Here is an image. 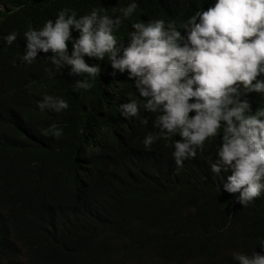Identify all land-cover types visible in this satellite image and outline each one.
<instances>
[{"label":"clouds","instance_id":"obj_1","mask_svg":"<svg viewBox=\"0 0 264 264\" xmlns=\"http://www.w3.org/2000/svg\"><path fill=\"white\" fill-rule=\"evenodd\" d=\"M69 2L0 0V184H17L34 208L26 246L10 237L14 262L40 264L31 261L36 247L82 246L80 226L93 206H112L104 197L133 155L156 178L153 192L192 217L203 240L226 206L222 239L234 248L213 263L264 264V0H211L167 24L135 12L136 0ZM60 78L75 81L71 99ZM217 136L200 164L198 151ZM46 143L52 154L40 150ZM163 146L172 165L156 160ZM236 205L259 226L247 232L261 236L257 250L245 248L249 217L234 216ZM110 238V264L154 258L139 263L126 239Z\"/></svg>","mask_w":264,"mask_h":264},{"label":"trees","instance_id":"obj_2","mask_svg":"<svg viewBox=\"0 0 264 264\" xmlns=\"http://www.w3.org/2000/svg\"><path fill=\"white\" fill-rule=\"evenodd\" d=\"M53 1L58 8L68 9L70 7L69 0ZM209 1L211 0H136L135 12L151 11L155 17L164 20L167 24L169 21L181 19L198 4ZM104 62L110 69L109 72H112L109 61L104 59ZM99 76L104 77V73L101 71ZM88 77L85 80H88ZM99 82L102 84L101 81ZM91 89H81V94ZM217 143L218 136L215 139L206 140L203 151H198L199 154L194 159H199L197 161L201 164L203 158H209L210 150ZM156 149L159 150L156 151L158 163L161 166L172 165L171 154L168 155L172 152V148L167 149L163 146L162 149ZM1 150L0 141V152ZM137 163L133 155H127L123 158L120 168H116L118 178L115 179L110 189L111 192L104 197L112 202V206L103 209L100 206L92 207V214L88 218V224L92 226L88 228V224L81 225L80 228H87L86 231L83 236L74 237L81 241L82 246L64 252H60L56 247H36L31 250V261L40 264H110L117 252L110 238L112 235L127 240L131 248L129 254H133L131 258L137 262L140 263L143 259L154 256L153 260L143 261L142 264H184L188 259H190V264H216L213 261L221 252L234 248L222 239L223 230L228 223L225 218L226 210L222 209L226 206L221 205L222 207L216 208L215 230L212 229L209 238L206 237L203 240L202 234L193 228L192 217L181 216L179 208H176L170 196L160 197L153 192L156 178L146 173L148 167L140 170ZM2 169L0 160V178ZM16 171L27 173L24 167L22 170L17 168ZM36 171L39 172L38 168ZM236 206L234 216L249 217V224L246 226L244 235L245 248L252 247L257 250L261 236L247 232L259 230V226L252 218L250 210L247 213L246 207ZM33 210L29 200L20 195V188L17 184L12 183L8 186L0 184V264H17L13 260L17 254V247L10 237L15 236L22 243V248L26 246L24 233ZM75 220L80 221L79 215ZM205 233L209 232L204 230ZM48 241H53V238L48 237ZM121 261L127 264L126 258Z\"/></svg>","mask_w":264,"mask_h":264},{"label":"bare ground","instance_id":"obj_3","mask_svg":"<svg viewBox=\"0 0 264 264\" xmlns=\"http://www.w3.org/2000/svg\"><path fill=\"white\" fill-rule=\"evenodd\" d=\"M36 22H37V20H36ZM34 26H36V25H34ZM88 59V58H87ZM38 69L40 70V71H43V68H40V67H38ZM39 71V72H40ZM41 73V72H40ZM126 77H127V75H126ZM40 78H42L44 81L46 80V76H44V75H42V76H40ZM82 78H85L84 77V75L82 76ZM110 79V77H105V80H109ZM74 82L75 81H67L66 79H64V78H60L58 81L56 80L55 81V83H66V85L64 86V87H62V92H64V93H66L65 94V96H67V98H69V99H71L73 96H74V93H75V91L77 90V89H74ZM112 85V84H111ZM34 90L33 91H38V89L37 88H33ZM117 92V91H116ZM80 93H81V91H80ZM5 97H9V98H7V100L8 99H14L11 95H5ZM113 99V98H112ZM112 99H111V101H112ZM10 101V100H9ZM12 101V100H11ZM143 114V113H142ZM43 116V114L42 115H38V119H40L39 117H42ZM63 117V115L61 114L60 115V117H59V119L60 118H62ZM131 125H134L133 123H130ZM20 125H18V127H19ZM121 127H122V125H121ZM124 129V128H123ZM107 131V130H106ZM108 133H110V131H108ZM64 135H66V134H64ZM41 136V134H39L38 135V137H40ZM63 136V135H62ZM50 137H56V136H54L53 134L52 135H50ZM53 140H56V138H53ZM106 142V141H105ZM105 142H103V144H105V147H110V144L109 143H105ZM41 151H45L47 154H52V152H53V149L49 146V144H47L46 143V146L45 147H42L41 149H40ZM108 154V153H107ZM105 155H106V152H105ZM36 168H38V170H39V172H41L43 169H41V168H39V166H36ZM83 176V175H82ZM131 195V194H130ZM127 197V196H126ZM128 198V197H127ZM134 200V199H133ZM144 201V200H143ZM138 202H140V201H138ZM165 202V201H164ZM143 205V204H142Z\"/></svg>","mask_w":264,"mask_h":264}]
</instances>
